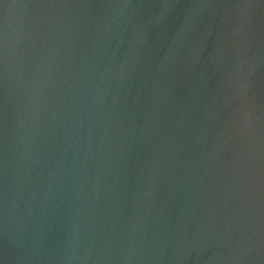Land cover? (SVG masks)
<instances>
[{
	"label": "water",
	"instance_id": "95a60500",
	"mask_svg": "<svg viewBox=\"0 0 264 264\" xmlns=\"http://www.w3.org/2000/svg\"><path fill=\"white\" fill-rule=\"evenodd\" d=\"M0 264H264V0H0Z\"/></svg>",
	"mask_w": 264,
	"mask_h": 264
}]
</instances>
